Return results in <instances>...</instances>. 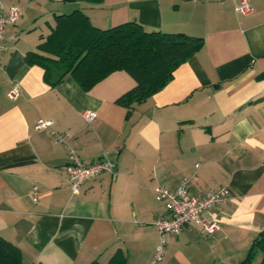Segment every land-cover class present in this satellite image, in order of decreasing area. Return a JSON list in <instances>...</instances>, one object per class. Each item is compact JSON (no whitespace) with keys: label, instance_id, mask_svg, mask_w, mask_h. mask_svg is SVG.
I'll list each match as a JSON object with an SVG mask.
<instances>
[{"label":"crops","instance_id":"1","mask_svg":"<svg viewBox=\"0 0 264 264\" xmlns=\"http://www.w3.org/2000/svg\"><path fill=\"white\" fill-rule=\"evenodd\" d=\"M3 4L21 15L0 38V236L20 249L22 264L150 263L159 241L152 221L165 214L154 189L173 190L183 177L192 194L220 186L230 194L205 214L218 230L184 225L167 234L156 264H240L264 229V0H249L245 15L232 0ZM74 10L101 29L135 20L200 36L203 45L128 110L116 103L135 85L123 70L85 91L69 74L51 86L42 67L25 61L30 51L46 55L38 45L56 16ZM86 110L97 114L91 123ZM38 118L53 124L38 130ZM70 149L84 163L111 159L114 173L72 192Z\"/></svg>","mask_w":264,"mask_h":264},{"label":"trees","instance_id":"2","mask_svg":"<svg viewBox=\"0 0 264 264\" xmlns=\"http://www.w3.org/2000/svg\"><path fill=\"white\" fill-rule=\"evenodd\" d=\"M202 45L200 36L147 30L135 20L101 29L91 25L82 12L74 10L56 16L55 26L38 45L46 55L30 51L25 54V61L42 67L49 85H57L69 74L85 91L110 73L123 70L134 79L135 85L121 94L116 103L130 110L162 89L174 70ZM257 257L256 264H264V229L252 240L240 264H252ZM0 264H22L20 249L1 236Z\"/></svg>","mask_w":264,"mask_h":264},{"label":"built area","instance_id":"3","mask_svg":"<svg viewBox=\"0 0 264 264\" xmlns=\"http://www.w3.org/2000/svg\"><path fill=\"white\" fill-rule=\"evenodd\" d=\"M201 1V0H193ZM223 3L226 0H215ZM236 13L245 15L251 12L249 0H232ZM21 15L17 6L4 8L3 0H0V38L2 37L5 26L15 23ZM18 93L17 88L13 87L9 91V96L14 97ZM97 114L93 111H83L82 118L86 123H91ZM51 119L38 118L35 128L38 130L48 129L52 126ZM66 135H59L58 140L63 141ZM70 160L65 166V172L70 182L72 192L76 193L80 185L102 172L114 173L115 163L107 157H99L96 161L84 163L80 160L77 153L69 150ZM190 179L183 177L178 186L171 190L164 185L155 187V199L164 204L165 214L153 219L152 224L156 228L159 241L153 253V259L148 264H156L164 254V246L167 234H178L184 225H191L197 228L204 235H211L219 229V223L215 219L205 216L206 212L213 207L224 203L229 197V189L220 186L213 190H207L202 194H192L189 192Z\"/></svg>","mask_w":264,"mask_h":264},{"label":"rangeland","instance_id":"4","mask_svg":"<svg viewBox=\"0 0 264 264\" xmlns=\"http://www.w3.org/2000/svg\"><path fill=\"white\" fill-rule=\"evenodd\" d=\"M257 263V261H255L253 264H256Z\"/></svg>","mask_w":264,"mask_h":264}]
</instances>
